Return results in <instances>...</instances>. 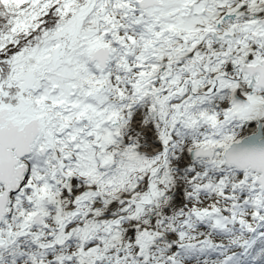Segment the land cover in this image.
<instances>
[{
	"label": "snow or ice",
	"instance_id": "1",
	"mask_svg": "<svg viewBox=\"0 0 264 264\" xmlns=\"http://www.w3.org/2000/svg\"><path fill=\"white\" fill-rule=\"evenodd\" d=\"M0 264H264V0H0Z\"/></svg>",
	"mask_w": 264,
	"mask_h": 264
}]
</instances>
